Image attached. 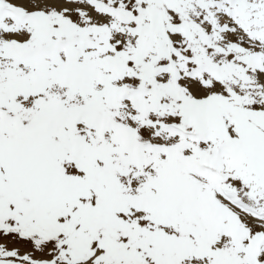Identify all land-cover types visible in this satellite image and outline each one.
Returning <instances> with one entry per match:
<instances>
[{"label":"snow or ice","instance_id":"snow-or-ice-1","mask_svg":"<svg viewBox=\"0 0 264 264\" xmlns=\"http://www.w3.org/2000/svg\"><path fill=\"white\" fill-rule=\"evenodd\" d=\"M0 264H264V0H0Z\"/></svg>","mask_w":264,"mask_h":264}]
</instances>
